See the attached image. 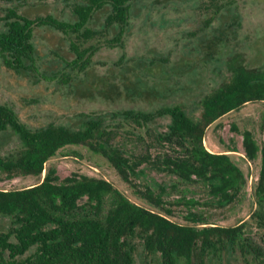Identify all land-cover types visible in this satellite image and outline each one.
<instances>
[{"label": "trees", "instance_id": "trees-1", "mask_svg": "<svg viewBox=\"0 0 264 264\" xmlns=\"http://www.w3.org/2000/svg\"><path fill=\"white\" fill-rule=\"evenodd\" d=\"M26 2L27 0H6ZM133 0H81L74 4L73 22L52 15L30 18L18 8H9L0 22V60L15 73L39 74L35 31L47 28L74 37L71 51L75 58L68 63L78 77L93 63L99 47L83 44L100 41L112 28L116 36L105 41L111 47L125 46ZM106 6L110 13L103 29L90 23L96 12ZM230 76L205 94L199 102L198 118L182 105L161 107L152 112L124 110L114 118L150 129L156 121L169 119L166 130L154 134L156 143L164 148L161 155L129 154L115 144L119 126L106 118L85 114L78 129L50 123L32 128L24 123L9 104L0 103V134L11 131L20 146L0 153V180L18 176L42 177L28 188L0 190V216L11 220L8 232L0 233V264H135L136 240L143 243L146 255L158 257L160 264H225L234 257L242 264H264V246L245 233L246 223L234 227L208 224L205 217L189 211L185 218L190 225L171 219L174 212L167 208L165 188L155 193L140 187L136 178L139 168L152 164L158 171L173 175L185 184H203L208 195L219 206L235 202L246 186L243 171L226 153H213L204 145L207 130L225 115L248 103H264V71L250 68L242 54L228 63ZM65 85L73 80L63 73ZM243 148L246 158L261 157L255 195L260 207L264 203V144L260 147L251 131H244ZM70 146H83L105 157L133 193L150 204V209L133 202L103 178L74 173L59 182L57 169L47 164ZM178 203L190 208L198 203L184 196ZM254 218L264 223V213Z\"/></svg>", "mask_w": 264, "mask_h": 264}, {"label": "rangeland", "instance_id": "rangeland-1", "mask_svg": "<svg viewBox=\"0 0 264 264\" xmlns=\"http://www.w3.org/2000/svg\"><path fill=\"white\" fill-rule=\"evenodd\" d=\"M80 1L0 0V16L16 7L30 18L52 15L73 22V6ZM109 13V6L96 12L90 27L103 29ZM3 29L4 23L0 22ZM117 32L112 28L100 41L83 44L98 46L99 51L92 65L76 77L68 66L75 58L71 51L75 38L47 28L37 29L34 43L39 74L15 73L0 60V103L11 105L32 128L54 123L78 129L84 122L83 115L103 116L110 125L119 126L115 144L129 154H150L155 160L164 148L156 143L154 134L166 130L169 119H160L145 129L114 118V113L130 109L152 112L182 105L198 118L200 100L229 78L228 63L236 55L242 54L248 67L264 71V0H133L124 48L105 43ZM63 73H71L70 84L62 81ZM244 131H251L260 147L264 144V103H248L225 115L210 126L204 140L208 151L230 155L245 174L246 186L229 206H219L203 184L182 183L151 163L139 168L136 182L155 193L165 188L166 207L174 212L173 221L192 224L185 218L191 210L202 214L210 225L234 227L246 223L245 233L264 246V223L253 216L258 211L264 213V203L260 207L255 195L261 157L259 154L254 161L246 158ZM18 146L20 140L11 131L0 134V153ZM50 167L57 169L59 182L74 173L103 178L133 202L155 209L133 193L105 157L86 147L62 149L48 162ZM44 175L2 179L0 190L28 188L40 183ZM183 196L198 204L188 209L178 203ZM11 226L9 218L0 216V233L8 232ZM135 243V264H160L158 257L146 255L142 242ZM225 264L242 263L229 257Z\"/></svg>", "mask_w": 264, "mask_h": 264}]
</instances>
